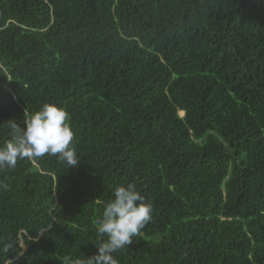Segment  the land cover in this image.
<instances>
[{
    "label": "trees",
    "instance_id": "obj_1",
    "mask_svg": "<svg viewBox=\"0 0 264 264\" xmlns=\"http://www.w3.org/2000/svg\"><path fill=\"white\" fill-rule=\"evenodd\" d=\"M45 103L80 160L0 170V264L96 255L130 183L153 218L118 264H264V0H0V145Z\"/></svg>",
    "mask_w": 264,
    "mask_h": 264
},
{
    "label": "clouds",
    "instance_id": "obj_2",
    "mask_svg": "<svg viewBox=\"0 0 264 264\" xmlns=\"http://www.w3.org/2000/svg\"><path fill=\"white\" fill-rule=\"evenodd\" d=\"M70 114L63 107L45 103L30 112L21 128L6 122L10 138L0 145V170L15 168L18 160L56 156L68 166L78 164ZM153 218V206L134 184L117 186L97 222L98 253L76 264H118L113 253L124 250Z\"/></svg>",
    "mask_w": 264,
    "mask_h": 264
},
{
    "label": "bare ground",
    "instance_id": "obj_3",
    "mask_svg": "<svg viewBox=\"0 0 264 264\" xmlns=\"http://www.w3.org/2000/svg\"><path fill=\"white\" fill-rule=\"evenodd\" d=\"M181 114H183V115H184V113H181Z\"/></svg>",
    "mask_w": 264,
    "mask_h": 264
},
{
    "label": "rangeland",
    "instance_id": "obj_4",
    "mask_svg": "<svg viewBox=\"0 0 264 264\" xmlns=\"http://www.w3.org/2000/svg\"><path fill=\"white\" fill-rule=\"evenodd\" d=\"M183 115V114H182Z\"/></svg>",
    "mask_w": 264,
    "mask_h": 264
}]
</instances>
